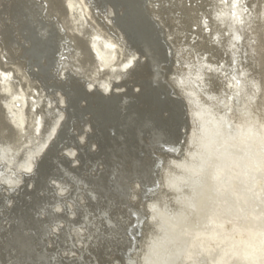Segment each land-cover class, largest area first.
<instances>
[{
	"label": "bare ground",
	"instance_id": "bare-ground-1",
	"mask_svg": "<svg viewBox=\"0 0 264 264\" xmlns=\"http://www.w3.org/2000/svg\"><path fill=\"white\" fill-rule=\"evenodd\" d=\"M0 264H264V0H0Z\"/></svg>",
	"mask_w": 264,
	"mask_h": 264
},
{
	"label": "water",
	"instance_id": "water-1",
	"mask_svg": "<svg viewBox=\"0 0 264 264\" xmlns=\"http://www.w3.org/2000/svg\"><path fill=\"white\" fill-rule=\"evenodd\" d=\"M181 142H183V140H181Z\"/></svg>",
	"mask_w": 264,
	"mask_h": 264
}]
</instances>
